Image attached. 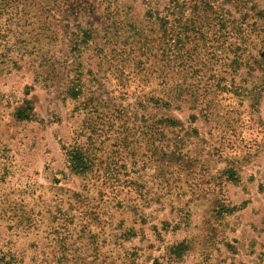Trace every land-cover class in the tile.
I'll list each match as a JSON object with an SVG mask.
<instances>
[{"label":"rangeland","instance_id":"rangeland-1","mask_svg":"<svg viewBox=\"0 0 264 264\" xmlns=\"http://www.w3.org/2000/svg\"><path fill=\"white\" fill-rule=\"evenodd\" d=\"M0 264H264V0H0Z\"/></svg>","mask_w":264,"mask_h":264}]
</instances>
